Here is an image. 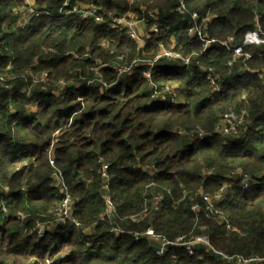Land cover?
<instances>
[{"label":"trees","instance_id":"1","mask_svg":"<svg viewBox=\"0 0 264 264\" xmlns=\"http://www.w3.org/2000/svg\"><path fill=\"white\" fill-rule=\"evenodd\" d=\"M34 2L40 13L18 26L24 0H0V264H220L202 244L192 254L170 246L158 256L154 241L128 234L147 228L170 241L204 232L219 251L264 258V184L228 187L217 204L226 220L205 212L204 204L199 212L192 210L194 202L200 204L199 194L214 193L231 170L254 177L264 173V48L244 45L254 55L228 68L231 52L219 43L234 36L235 44H242L247 31L257 25L264 30V0H184L190 11L212 13L207 32L215 42L193 55L189 69L160 60L150 80L141 73L144 64L135 66L137 73L133 66L121 74L111 65L152 56L158 42L167 46L172 39L184 55L202 50L201 41L187 34L190 16L177 10V0ZM92 3L105 19L109 12L140 15L143 7L156 8L160 30L139 47L119 27L81 17L79 11ZM62 8L69 13L57 15ZM207 67L219 75L220 91H212L204 77ZM44 73L47 80L32 85V78ZM153 84L171 86L178 102L152 98ZM242 110L240 135L214 132L224 114ZM198 128L207 136L200 139ZM53 139L54 166L71 193L73 215L82 225L100 218L102 160L112 175L115 219L125 233H110L107 220L88 239L81 226L69 223L54 224L42 235L30 232L62 197L48 159ZM142 165L159 172L150 175ZM167 189L175 200L187 195L174 203ZM153 191L164 193L160 208L129 220L126 216L139 212Z\"/></svg>","mask_w":264,"mask_h":264},{"label":"built area","instance_id":"2","mask_svg":"<svg viewBox=\"0 0 264 264\" xmlns=\"http://www.w3.org/2000/svg\"><path fill=\"white\" fill-rule=\"evenodd\" d=\"M69 0H65L64 6L67 5ZM129 3H132L133 0H127ZM177 10L181 13H188L190 16V23L189 27L187 28V34L190 37L197 38L202 43V50L199 52H192L190 54L184 55L179 48L176 47H165L162 42H158V50L156 53H154L152 56L145 57L144 59H133L128 65H118L116 62L112 64V67H115L118 74L124 73V72H130L132 70L133 66H139L140 63H144L145 66H147L146 70H142L141 73L150 80L152 76L153 69L155 68L156 64L162 60L166 62H175L178 66L184 67L185 69L190 68V63L192 62L193 55H199L202 54L213 42H215V39L213 37H210L208 35L207 29L208 24L212 21L213 15L210 12H207L203 15L199 14L196 11H190L184 2V0H177ZM63 9V8H62ZM145 10L141 8L139 11L141 12L140 15L130 16L128 13H113L109 12L107 15L108 17L105 19L102 14L100 7L96 6L95 4H89L87 8L81 9L79 12L82 15L83 18L90 17L95 22L98 23H107L110 27H119L120 29L124 30L126 36L130 38L131 40L135 41L139 47H143L149 40L152 39V33H157L160 30L161 23L158 22L157 12L152 9ZM23 11V19L18 20L17 24L18 26L27 25L29 23V19L31 16L38 15L40 13L39 7L36 5L34 0H24V5L22 8ZM73 11H77L76 5H74ZM60 10H58L57 15L60 14ZM152 23L150 29L145 28V31H141L139 33L138 28L141 26H147V23ZM151 32V33H150ZM220 45L224 46L228 51L231 52L230 58L227 61L226 65L229 68L233 64L241 61L244 63L248 59H250L254 54L250 52H245L243 49L244 45L249 46H262L264 48V30L257 25V27L253 30L247 31L242 39V44H235V37L234 36H228L225 39H222L219 41ZM71 54H74V51H71ZM86 56V54H84ZM123 59V56H118V61ZM143 65V64H142ZM264 73V72H263ZM263 73H259V76L261 77ZM204 77L210 82L212 91L215 90H221L218 86V78L219 75L217 74L216 70L213 67H207L204 69ZM39 80V82H45L47 80L46 73H44L40 78H32V85ZM4 80V75L0 74V81ZM62 86H64L63 82H60ZM104 85H106L103 82ZM4 86H9L5 84ZM152 88H154V92L152 95V98L157 99L161 103L171 102V103H177V99L175 98V92L174 89L171 86L165 85L162 89H157L155 84L152 85ZM169 88H172L174 94H171V90ZM166 90L167 93H163L162 90ZM30 91V87H21V92ZM35 102L32 103V107L35 106ZM34 110V108H32ZM246 111L242 110L240 113H226L224 114L218 123L214 127V132L217 133L220 136H227V135H240V127L244 123ZM179 134H184L182 129L177 130ZM56 134V133H55ZM54 134V135H55ZM197 136L202 139L205 136H207V133H205L202 129L198 128L197 130ZM56 139H53L50 143L49 147V163L53 167L52 171V177L55 181V185L59 189V192L61 193L62 197L60 199V202L57 205V208L55 209L58 213L53 216V221L49 222V226L44 227L40 221L37 222L35 227H33L30 232H37L40 235L43 234L46 228L53 226L57 223H69L74 225L75 227L81 226L76 218H73L71 216L72 212V196L69 191V188L67 184L64 181L62 173L54 166V160H53V154L52 149L53 145ZM101 163V170L100 175L101 177H106V170L107 165L102 161L99 160ZM143 170L147 171L150 175H156L159 172V169L156 168L154 165H142L140 166ZM206 174L210 175L212 174V169H207ZM228 181H225L222 183V185L212 194L209 192H202L198 193L199 198L201 199L200 204L199 202H194L192 204V210L194 212H199L201 205L204 204V210L205 212L209 214H217L221 215L223 220H226L225 217H223L222 212L218 209L217 204L222 200L223 193L226 191V189L232 185H239L242 189H247L250 186L254 184H264V173H261L259 175L251 176L243 169L236 168L230 171L226 175ZM151 185L155 184L152 182ZM167 195L170 197L171 200H173L174 203H177L178 201H181L184 199L187 195V192H183L181 194L180 199L175 200L170 190H166ZM72 199V200H71ZM164 199V193L161 191H153L151 193V197L149 200H145V204L142 207V209L139 212L130 214L126 216L131 221H139L143 217H145L146 214H148L149 209L158 210L160 208L161 202ZM110 201H107L105 213L108 218L115 215L117 210L111 206ZM55 222V223H54ZM52 223V224H51ZM228 227H230L229 224H227ZM83 231V230H82ZM87 239L90 237L89 234L85 233ZM110 233H113L115 235H120L125 233V230L123 228H111L109 229ZM128 234H130L133 239L138 240L141 238H149L150 240L160 243V245L157 247L155 253L158 256H163L169 251L170 246H183L185 250L189 253H193V247L195 245H206L208 247H211L210 242L208 241V238L205 235L202 234H193L191 235H181L178 236L173 241L168 240L163 235L157 234L152 228H147L142 232L139 231H129ZM215 260L219 262L220 264H253V263H262L264 264V258L258 257L257 255H241V254H227L226 252L216 251L213 250ZM32 264V263H29Z\"/></svg>","mask_w":264,"mask_h":264},{"label":"rangeland","instance_id":"3","mask_svg":"<svg viewBox=\"0 0 264 264\" xmlns=\"http://www.w3.org/2000/svg\"><path fill=\"white\" fill-rule=\"evenodd\" d=\"M143 9H147V7H143ZM149 9H151V8H149ZM152 10V9H151ZM150 10V11H151ZM154 10L156 11L157 9L156 8H154ZM158 11V10H157ZM156 11V12H157ZM60 12H62V13H60V14H58V15H62V14H68L69 12H68V10H66V9H60ZM124 13H128L130 16H135L136 15V13L135 12H124ZM80 14V13H79ZM83 15V14H82ZM82 15L80 14V16L82 17ZM145 28H147V26H141L140 28H138V31H139V33L141 32V31H145ZM172 39V38H171ZM173 41V39L171 40V42H170V44L169 45H167V46H165V47H170V46H174L175 47V44H174V42H172ZM140 64H144V63H140ZM190 65H192V62L190 63ZM133 71L135 72V73H137V71H136V67L134 66L133 67ZM36 80H38V79H36ZM170 90H171V94H174V92H173V90H172V88H169ZM163 91V93H167L166 92V90L164 89V90H162ZM175 95H176V93H175ZM176 99H177V102H178V98H177V95H176V97H175ZM186 136V135H185ZM190 138V137H189ZM57 168V167H56ZM58 169V168H57ZM106 177H104L103 178V191H102V200H103V202H104V210H105V208H106V203H107V201H110L111 203V206H113L116 210H117V205H116V203L113 201V196H112V194H111V191H110V188H109V180L112 178V175L111 174H109L107 171H106ZM51 175H52V172H51ZM64 178V177H63ZM64 181H65V179H64ZM72 200V199H71ZM72 202H73V200H72ZM57 205L58 204H56V206H53L52 208H50L49 210H48V212H47V214H45V215H42L43 216V218H38L39 220H35V222H34V227H35V225L37 224V222H39L40 221V223L44 226V227H46V226H49V222L51 221H53V216H55L58 212L55 210L56 208H57ZM103 210V212L101 213V215H100V218H98L94 223H92L91 225H82L80 222H79V220L73 215V207H72V212H71V216L73 217V218H76L77 220H78V222H79V224L81 225V230H83V231H85V233H87V234H92L93 232H94V230H95V226L96 225H98L99 223H101V221L103 222L104 220H107V221H109V223H110V227H109V229H111V228H119V229H121L122 227H120V225L116 222V219H115V215H113L112 217H110V218H108L107 216H106V213H105V211ZM25 213H22V212H19L18 213V216H20V217H23V215H24ZM55 223V222H54ZM52 224V223H51ZM29 232V231H28ZM198 234H202V235H205L207 238H208V236L204 233V232H201V233H198ZM190 236V235H189ZM208 241H209V239H208ZM155 244H156V246L158 247L159 245H160V243H156L155 242ZM203 245V244H202ZM195 246H197V245H195ZM194 246V247H195ZM206 246V245H205ZM194 247H193V250H194ZM206 249L207 250H209V251H211L213 254H214V252H213V250H216V251H219V250H217V249H215L213 246H211V247H208V246H206ZM221 252H223V251H221ZM228 254V253H227ZM252 255H254V254H252ZM258 256V255H257ZM259 257V256H258Z\"/></svg>","mask_w":264,"mask_h":264}]
</instances>
